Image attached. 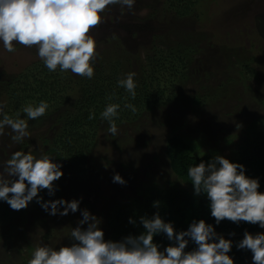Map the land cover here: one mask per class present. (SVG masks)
<instances>
[{"label":"rangeland","instance_id":"1","mask_svg":"<svg viewBox=\"0 0 264 264\" xmlns=\"http://www.w3.org/2000/svg\"><path fill=\"white\" fill-rule=\"evenodd\" d=\"M202 6L205 12L199 18L194 14L178 17L165 10L162 0H136L131 13L119 5H110L102 13V22L90 31L98 53L109 48L114 50L115 40L131 56L144 57L143 52L153 43L162 48L173 42L192 43L196 51L188 73L177 83L180 101L175 97L172 104L147 110L133 123L117 124V135L102 128L98 144L85 162L86 168L80 174L74 172L77 178L71 186L75 190L67 192L66 197L69 200L82 197L79 209L87 208L102 218L105 239L109 235L108 215L115 203L138 196L151 182L164 185L165 180L173 179L181 183L171 174L164 153L170 133L199 141L197 151L201 154L228 158L235 143L248 132L251 122L264 117V81L251 74L241 76L239 67L233 63L231 67L227 58L234 48H250V53L259 60L254 65L255 72L264 78V0H204ZM15 47L14 53H8L0 46V80L39 60L34 47L19 44ZM231 75L238 79L244 77L247 87L232 83L224 95L214 94L219 81L228 83ZM208 84L212 86L210 91ZM196 95L202 98L201 102L193 101ZM48 125L28 126L29 136L21 143L12 142L11 130L5 128V134L0 136V161L18 150H37L35 156L43 155L39 135L48 131ZM22 144L26 146L23 149ZM115 173L126 184L114 183ZM33 205L30 202L26 215L17 217V223L22 226L13 237H5L8 226L2 228L0 264H13L18 253L29 257L41 244L59 248L73 243L69 236L71 228L82 218L79 209L66 216L49 215L44 210L35 216L30 210Z\"/></svg>","mask_w":264,"mask_h":264},{"label":"clouds","instance_id":"2","mask_svg":"<svg viewBox=\"0 0 264 264\" xmlns=\"http://www.w3.org/2000/svg\"><path fill=\"white\" fill-rule=\"evenodd\" d=\"M136 0H0V46L8 53L16 51V44L35 48L36 55L49 72L70 71L92 79L93 61L98 56L96 41L91 29L102 22V13L110 5H119L128 12L134 10ZM135 73H128L117 81L135 98ZM125 108L133 113L132 104ZM0 103V136L5 128L11 130V141L21 143L29 136L28 121L45 115L49 104L40 101L22 108L20 118H12L4 112ZM118 104H107L100 113L108 122V133L118 134L115 119L118 118ZM94 114L89 115V119ZM245 165L232 162L222 155H215L207 162L200 160L187 168V177L194 189V195L204 194L208 200L210 215L219 225L227 219L233 223L247 222L264 229V192L258 191L259 179L245 174ZM63 175L62 164L53 156H35L31 150L15 151L0 161V201L6 202L12 210L19 211L35 198L49 215L66 216L75 214L82 201L64 198L45 201L38 193L47 190L54 196L57 181ZM121 185L126 181L119 173L112 177ZM82 217L77 226L71 228L70 246L54 248L48 244L37 246L28 264H234L228 254L233 241L225 239L205 220H193L186 230L177 231L172 222H166L158 212L140 216L143 231L129 234L118 241L106 240L101 228L102 218L87 208L79 209ZM128 223L136 225L137 220L129 217ZM86 225V227H85ZM163 235L170 243L166 246L154 242V237ZM234 235V233L229 234ZM195 247L186 251L189 243ZM239 250H250L252 264H264V232L251 234L247 230L236 243Z\"/></svg>","mask_w":264,"mask_h":264},{"label":"trees","instance_id":"3","mask_svg":"<svg viewBox=\"0 0 264 264\" xmlns=\"http://www.w3.org/2000/svg\"><path fill=\"white\" fill-rule=\"evenodd\" d=\"M165 10L173 12L178 17L196 15L203 17L204 0H162ZM108 40H111L109 37ZM191 40V38H190ZM113 49L109 48L94 59V76L92 79L79 78L70 71L49 72L42 61L35 60L21 70L0 80V103L5 105L4 112L12 118L24 117L22 108L31 104L37 105L40 101L49 104L45 115L36 120H29L28 126L40 128L48 125V131L39 135L40 149L53 156L55 162L62 164L63 175L54 181L56 191L54 196H49L47 190L38 193L45 201L49 199H67L66 193H71L72 182L77 178L74 172L80 174L86 168L85 162L90 157V152L97 146L99 133L102 128H108V122L102 120L100 113L107 104H118V118L116 124L133 123L147 110L172 104L178 97V85L188 73V67L193 61L195 45L192 43L178 42L167 44L162 48L157 43L140 54L131 56L118 40L114 41ZM221 45V44H220ZM233 51V52H232ZM229 63L237 65L241 76L251 74L257 80L264 81L263 75L255 72V64L259 60L255 54L248 50H231L227 54ZM133 62V63H132ZM229 66V67H230ZM228 67V69H230ZM246 72V74L244 73ZM128 73H135L134 82L135 98L117 85V81L125 78ZM259 74V75H258ZM238 79L228 76V83L220 82L212 90L214 94L224 95L228 91V84H236L247 87L245 78ZM2 78V77H1ZM210 86V84H208ZM206 85V86H208ZM205 87V84L202 85ZM239 86V87H240ZM209 91L212 89L210 86ZM208 96V94H207ZM196 95L194 102H201L202 98ZM182 99V98H181ZM205 100V97H204ZM125 104H132L136 111L133 113L125 108ZM94 114L92 119L89 115ZM231 141V140H230ZM26 147V146H25ZM22 144L20 148H25ZM199 141H193L190 137L170 133L165 142V155L171 169V174L181 180V183L173 179L165 180L164 185L151 182L146 185L141 194L123 202H117L109 212L107 224L109 235L106 240L118 241L129 234L138 235L143 231L139 224L140 216H151L158 212L166 222H172L175 230H186L193 220H205L211 223L217 234L225 239L233 241L231 251L228 253L234 260V264H252L250 250H239L236 243L243 238L247 230L251 234L264 232V229L247 222L239 224L222 220L219 225L210 215L208 200L202 193L194 195V189L187 177L189 165H195L200 160L208 161L213 157L210 153H199ZM37 150L32 151L36 155ZM228 159L245 165V174L252 178H258L260 187L258 191L264 192V117L255 118L248 127V132L237 141L232 148ZM77 190V189H76ZM69 200V199H67ZM33 207L30 209L35 216L43 210L33 199ZM28 208L19 211L12 210L6 202L0 201V238L2 228L8 226L5 237H13L20 231L22 224L17 223L18 216L26 215ZM137 220V224L128 223V218ZM2 231V232H1ZM4 233V232H3ZM234 233V235H229ZM154 242L166 246L170 242L161 234L154 237ZM195 247L191 242L186 247L190 251ZM18 253V258L13 264H28L31 258Z\"/></svg>","mask_w":264,"mask_h":264}]
</instances>
